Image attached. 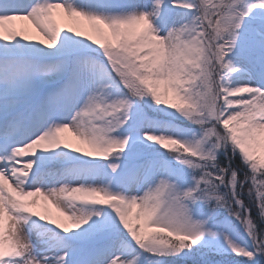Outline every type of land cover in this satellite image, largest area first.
<instances>
[{
    "label": "snow or ice",
    "instance_id": "obj_1",
    "mask_svg": "<svg viewBox=\"0 0 264 264\" xmlns=\"http://www.w3.org/2000/svg\"><path fill=\"white\" fill-rule=\"evenodd\" d=\"M0 264H264V0H0Z\"/></svg>",
    "mask_w": 264,
    "mask_h": 264
},
{
    "label": "bare ground",
    "instance_id": "obj_2",
    "mask_svg": "<svg viewBox=\"0 0 264 264\" xmlns=\"http://www.w3.org/2000/svg\"><path fill=\"white\" fill-rule=\"evenodd\" d=\"M38 211L40 210V209H37Z\"/></svg>",
    "mask_w": 264,
    "mask_h": 264
},
{
    "label": "rangeland",
    "instance_id": "obj_3",
    "mask_svg": "<svg viewBox=\"0 0 264 264\" xmlns=\"http://www.w3.org/2000/svg\"><path fill=\"white\" fill-rule=\"evenodd\" d=\"M67 135H70V134H67ZM74 139V138H73Z\"/></svg>",
    "mask_w": 264,
    "mask_h": 264
}]
</instances>
